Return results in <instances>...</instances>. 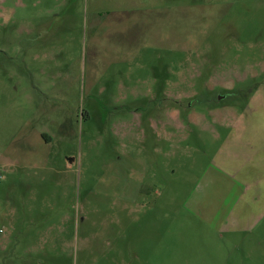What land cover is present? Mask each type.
<instances>
[{
    "label": "rangeland",
    "instance_id": "374dc122",
    "mask_svg": "<svg viewBox=\"0 0 264 264\" xmlns=\"http://www.w3.org/2000/svg\"><path fill=\"white\" fill-rule=\"evenodd\" d=\"M162 7L0 0V264H264V0Z\"/></svg>",
    "mask_w": 264,
    "mask_h": 264
},
{
    "label": "crops",
    "instance_id": "0c3cea01",
    "mask_svg": "<svg viewBox=\"0 0 264 264\" xmlns=\"http://www.w3.org/2000/svg\"><path fill=\"white\" fill-rule=\"evenodd\" d=\"M150 1H154L155 2L156 11H158V9H159L162 12V10H163L162 3H163L164 0H150ZM156 19L158 20V14L156 16ZM105 21L106 20H104V22H102V25L106 23Z\"/></svg>",
    "mask_w": 264,
    "mask_h": 264
}]
</instances>
